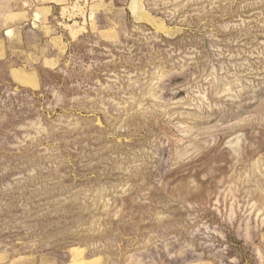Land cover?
I'll list each match as a JSON object with an SVG mask.
<instances>
[{
    "label": "rangeland",
    "instance_id": "obj_1",
    "mask_svg": "<svg viewBox=\"0 0 264 264\" xmlns=\"http://www.w3.org/2000/svg\"><path fill=\"white\" fill-rule=\"evenodd\" d=\"M52 21L0 12V264H264V0Z\"/></svg>",
    "mask_w": 264,
    "mask_h": 264
},
{
    "label": "crops",
    "instance_id": "obj_2",
    "mask_svg": "<svg viewBox=\"0 0 264 264\" xmlns=\"http://www.w3.org/2000/svg\"><path fill=\"white\" fill-rule=\"evenodd\" d=\"M69 0H4L0 4V12L4 18L13 24H31L33 27L45 32L53 40L56 38V27L53 23L57 7L63 8ZM14 27L7 28L6 33H11ZM49 58V57H46Z\"/></svg>",
    "mask_w": 264,
    "mask_h": 264
}]
</instances>
